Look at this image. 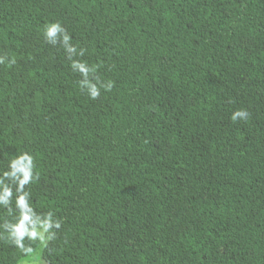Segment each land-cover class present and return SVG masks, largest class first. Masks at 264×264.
I'll return each mask as SVG.
<instances>
[{"label":"trees","instance_id":"16d2710c","mask_svg":"<svg viewBox=\"0 0 264 264\" xmlns=\"http://www.w3.org/2000/svg\"><path fill=\"white\" fill-rule=\"evenodd\" d=\"M39 246L264 264V0H0V264Z\"/></svg>","mask_w":264,"mask_h":264},{"label":"rangeland","instance_id":"374dc122","mask_svg":"<svg viewBox=\"0 0 264 264\" xmlns=\"http://www.w3.org/2000/svg\"><path fill=\"white\" fill-rule=\"evenodd\" d=\"M36 232L40 237L43 236L42 230H36ZM18 264H47L41 257V246Z\"/></svg>","mask_w":264,"mask_h":264}]
</instances>
